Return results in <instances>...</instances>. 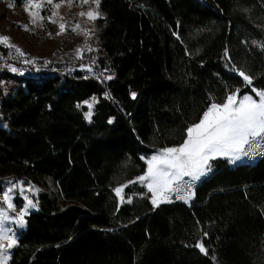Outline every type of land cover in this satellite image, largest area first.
<instances>
[{
  "label": "trees",
  "instance_id": "obj_1",
  "mask_svg": "<svg viewBox=\"0 0 264 264\" xmlns=\"http://www.w3.org/2000/svg\"><path fill=\"white\" fill-rule=\"evenodd\" d=\"M99 12L96 63L111 79L0 74L13 84L0 85V175L42 186L8 264H264V158L213 161L189 205L154 208L128 184L211 102L264 90V0H101Z\"/></svg>",
  "mask_w": 264,
  "mask_h": 264
},
{
  "label": "snow or ice",
  "instance_id": "obj_2",
  "mask_svg": "<svg viewBox=\"0 0 264 264\" xmlns=\"http://www.w3.org/2000/svg\"><path fill=\"white\" fill-rule=\"evenodd\" d=\"M65 0H60L59 3L53 4V0H41V3H34V0H25V11L29 13L32 24L38 21H50L53 24H58L60 35L66 29L65 23H60L54 17L59 16L56 11L60 8ZM81 3L87 4L90 0H80ZM101 0H91V3L99 8ZM68 4H72L73 0H67ZM50 6L51 15L48 17L40 16L34 9L42 6ZM11 7V5H10ZM78 15L86 16L90 21L96 20L103 14L98 10L89 9V11L80 12ZM64 18L60 16V20ZM43 26V25H42ZM27 30L28 25H23ZM80 29L77 23L71 27L72 31ZM83 34L88 36L91 33L90 29H81ZM51 35V34H49ZM174 35H176L174 33ZM10 38L0 36V42H7ZM6 46L15 49L16 52L21 50L14 44L6 43ZM88 51H93L91 47ZM78 58L81 57V49L76 50ZM22 54V53H21ZM224 57L231 59L228 49H224ZM31 63L30 61H26ZM82 68L89 67L88 65H80ZM12 72H17L18 69L8 66ZM237 75L242 78L244 85L250 86L253 81L251 75L246 74L242 70H236ZM111 79V77H108ZM240 89L230 92L220 103L211 102L203 111L198 122H193L187 125L182 135V142L176 146H165L158 149L155 154L147 159V169L143 175L138 176L135 180L128 181L131 183H145L148 190L152 193L151 203L153 207H158L162 203H171L172 194H175V199L188 201L194 197V184L201 177L207 175L211 171V161L218 158H228L230 163H234L245 157H251L257 154L258 151L264 152V90L253 92L259 97L254 99L252 95H239ZM132 98L136 97V93H131ZM88 104L89 111L85 113V118L91 120L92 104ZM109 123H112L110 120ZM144 159V157H141ZM188 178L187 180L185 178ZM12 187H15L13 184ZM127 187V184H122L113 189L120 203H131L129 197L125 200L122 195V189ZM8 191L3 193V201L7 203L8 209H13L14 205L10 202L11 198ZM31 190V189H30ZM34 202L27 200V206L21 208L16 216L9 217L3 208H0V241L7 240L8 244L0 242V264H3L4 253L10 250L17 243L15 233L11 228L5 226V221L11 219L19 226H23L26 222L24 217L27 214L28 208L34 207ZM208 233L203 232L202 238L198 240L195 247L202 254L207 255L208 250L204 247L203 237H207ZM215 260V257H213Z\"/></svg>",
  "mask_w": 264,
  "mask_h": 264
},
{
  "label": "rangeland",
  "instance_id": "obj_3",
  "mask_svg": "<svg viewBox=\"0 0 264 264\" xmlns=\"http://www.w3.org/2000/svg\"><path fill=\"white\" fill-rule=\"evenodd\" d=\"M59 2L60 0H53V4ZM34 3H41V0H34ZM89 9L99 11V8L97 9L96 6L91 3V0L87 4L81 3L80 0H73L71 5L65 0L60 8L56 10L59 12V16L54 17V19L58 20L60 23H65L67 30L62 34L57 35L56 33L59 31L58 24H53L47 20L38 21L36 24L31 23L29 13L25 11V0L19 3L15 0H0V36L10 38L7 42H0V50L2 49L1 47H7L6 43L14 44L21 50V52L15 51V55L22 60L21 62L12 63L10 65L17 68V72L10 71L8 67L9 64L5 65L0 62V74L2 72H8L19 76L26 74L38 75L45 71L56 70L69 72L74 75L75 70L82 69L85 71L86 76H93L102 81L107 80L109 77L108 71L96 63V57L98 56L96 46V21H90L86 16L78 15L80 12L86 13ZM34 10L43 17L51 15L50 6L47 5ZM60 16L64 19L60 20ZM77 23L80 25V29H77V31L74 32L71 30V27ZM23 25H28V29L26 30ZM85 28L91 30V33L88 36L81 31V29ZM89 47H91L93 51H88ZM78 48L81 49L82 58H78L77 56L76 50ZM26 61H30L31 63H27ZM78 63L88 65L89 67L82 68L80 66L82 64L77 65ZM57 65L60 67H57ZM0 85L7 89L10 86H13L10 79L5 78H0ZM245 94L252 95L254 99H259L255 92L253 94L244 93L242 95ZM88 102L93 106L94 99H90ZM83 104L87 106L86 112H88V104L85 102ZM157 150L158 149H153L145 155V171L147 169V159L155 154ZM218 159L226 160L230 165L242 163L244 161V158H242L234 163H230L228 158ZM213 161H211V171L208 173H211L214 170ZM13 184H15V187H12ZM142 184L149 192L151 201L152 193L146 187V182ZM0 187V201H3V193L10 188L12 189L9 195L11 198L10 202L14 205V208L8 209L7 203H0V208H3L9 217L16 216L21 208L27 206V200L29 199L35 204L37 191L42 188L41 185H29L21 180L15 179L9 176L8 173L0 175ZM34 209H36V205L28 208L27 214ZM5 226L12 229V232L15 233L17 239L18 235L24 228L25 223L21 227L17 225L15 221L9 219L5 221ZM11 250L12 249L8 250V254L3 257V264H8Z\"/></svg>",
  "mask_w": 264,
  "mask_h": 264
},
{
  "label": "built area",
  "instance_id": "obj_4",
  "mask_svg": "<svg viewBox=\"0 0 264 264\" xmlns=\"http://www.w3.org/2000/svg\"><path fill=\"white\" fill-rule=\"evenodd\" d=\"M21 61H22L21 58L19 59L16 57L14 49L5 47V48H2L0 50V62H1V64L11 65L12 63L21 62ZM263 158H264V152L258 151L257 154H255L251 157H245L243 163H245L249 166H252V165L257 164ZM210 175H211V173H207V175L201 177L200 180L196 181L194 184L193 191L195 192L197 190V188L199 187V185L204 180H207L210 177ZM185 179L187 180L188 178L186 177ZM192 198H190L188 201L178 200V199H175V194H172V202L171 203H183V204L189 205L190 200ZM171 203H162V204H171ZM1 242L4 243L5 246H7V244H8V242L6 240L1 241ZM7 254H8V250L4 253V256H6Z\"/></svg>",
  "mask_w": 264,
  "mask_h": 264
},
{
  "label": "water",
  "instance_id": "obj_5",
  "mask_svg": "<svg viewBox=\"0 0 264 264\" xmlns=\"http://www.w3.org/2000/svg\"><path fill=\"white\" fill-rule=\"evenodd\" d=\"M238 76V75H237ZM239 77V76H238ZM240 78V77H239ZM242 79V78H241Z\"/></svg>",
  "mask_w": 264,
  "mask_h": 264
},
{
  "label": "crops",
  "instance_id": "obj_6",
  "mask_svg": "<svg viewBox=\"0 0 264 264\" xmlns=\"http://www.w3.org/2000/svg\"><path fill=\"white\" fill-rule=\"evenodd\" d=\"M35 210V209H34Z\"/></svg>",
  "mask_w": 264,
  "mask_h": 264
}]
</instances>
